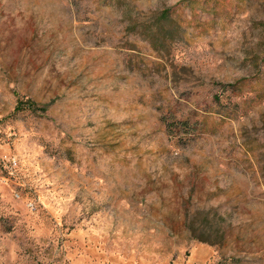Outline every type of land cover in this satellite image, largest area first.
Returning <instances> with one entry per match:
<instances>
[{"label":"rangeland","instance_id":"1","mask_svg":"<svg viewBox=\"0 0 264 264\" xmlns=\"http://www.w3.org/2000/svg\"><path fill=\"white\" fill-rule=\"evenodd\" d=\"M0 264H264V0H0Z\"/></svg>","mask_w":264,"mask_h":264},{"label":"trees","instance_id":"2","mask_svg":"<svg viewBox=\"0 0 264 264\" xmlns=\"http://www.w3.org/2000/svg\"><path fill=\"white\" fill-rule=\"evenodd\" d=\"M180 17L173 8L162 10L153 23L141 25L143 28L141 32L149 38L151 43L164 46L165 42L182 37L184 26L181 25ZM181 124L185 128L189 127L187 121H182Z\"/></svg>","mask_w":264,"mask_h":264}]
</instances>
